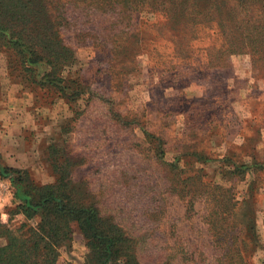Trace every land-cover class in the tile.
<instances>
[{"label":"rangeland","instance_id":"1","mask_svg":"<svg viewBox=\"0 0 264 264\" xmlns=\"http://www.w3.org/2000/svg\"><path fill=\"white\" fill-rule=\"evenodd\" d=\"M180 1L184 18L136 13L114 45L70 0H0V166L39 184L62 180L120 241L121 264L231 260L210 237L217 204L200 194L232 189L241 264H264V0H227L219 11L214 0ZM223 46L233 48L217 61ZM28 48L44 59L26 64ZM11 183L0 177V191L11 190L6 215L20 203ZM78 228L62 248L71 264L87 257Z\"/></svg>","mask_w":264,"mask_h":264},{"label":"trees","instance_id":"2","mask_svg":"<svg viewBox=\"0 0 264 264\" xmlns=\"http://www.w3.org/2000/svg\"><path fill=\"white\" fill-rule=\"evenodd\" d=\"M213 5H217L218 11L224 6H230L227 0H214ZM75 8V12L84 18V25L96 26L100 29L102 35L109 42L116 45L119 40L118 33H122L123 20L131 18L136 13H157L159 11L177 18H184L186 10L185 5L180 0H70ZM69 2V3H70ZM188 10L191 5L195 7L194 12H201L198 9V3L188 2ZM61 5H63L61 3ZM65 11L66 7L62 6ZM235 11V10H234ZM236 17L235 14H233ZM194 19V18H193ZM201 17H195L194 25L199 23ZM243 42L242 46L251 47L252 35L246 33L247 28L240 25ZM0 30L6 31V28L0 27ZM93 30V29H92ZM82 35V34H81ZM83 36V35H82ZM99 40H103L99 38ZM20 39L14 41V44L20 43ZM233 46H223L222 49L215 48L217 59L221 50L226 49L230 52ZM231 49V50H230ZM225 50L221 56H225ZM199 55H183L185 58H195ZM193 57V58H192ZM25 63L36 64L44 59L33 48H28L25 56ZM201 159L205 160L201 155ZM241 169H239L240 172ZM234 177H242L236 173L230 172ZM224 174V173H223ZM225 173L224 175H226ZM15 175L16 178H11ZM0 177L10 179L11 184L16 189L14 197L20 199V203L8 212V222H0V239L6 243L0 247V264H71L63 257L62 248L71 246L72 226L77 223L79 231L87 239V257L83 264H121L119 262L118 245L120 241L107 232L101 226L100 218L96 210L77 205L72 197L63 187V181L57 184H39L30 177L27 170H20L10 166H0ZM205 185L200 182H194V185ZM208 192L200 194L207 199H212L217 205L209 212L207 216L208 227L211 233L210 237L213 244L218 249L227 243L228 250L233 252L231 260H220L221 264H241L243 257L237 247L235 238V227L233 220L238 215V206L240 203L236 200V192L232 189L223 187H213L208 185ZM215 191L223 193L221 198H215ZM187 194V205L189 211H193L195 205V195L199 193ZM15 198V201L17 199ZM231 199L234 202L230 208L226 200ZM22 216L24 220L17 222V217ZM251 220L250 216H247Z\"/></svg>","mask_w":264,"mask_h":264},{"label":"crops","instance_id":"3","mask_svg":"<svg viewBox=\"0 0 264 264\" xmlns=\"http://www.w3.org/2000/svg\"><path fill=\"white\" fill-rule=\"evenodd\" d=\"M11 167H13V166H11ZM9 187H10V185H9ZM10 192H11V190L8 191V189L6 191H0V213H1L0 219L3 223L8 221V215H6L3 212L5 210V207L8 205L6 200H9V198L11 197Z\"/></svg>","mask_w":264,"mask_h":264}]
</instances>
